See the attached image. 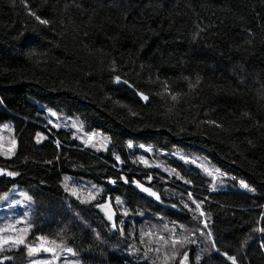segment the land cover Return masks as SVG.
Returning a JSON list of instances; mask_svg holds the SVG:
<instances>
[{
  "label": "trees",
  "instance_id": "trees-1",
  "mask_svg": "<svg viewBox=\"0 0 264 264\" xmlns=\"http://www.w3.org/2000/svg\"><path fill=\"white\" fill-rule=\"evenodd\" d=\"M0 101V170L18 173L0 197L24 193L25 244L68 264H264V0H0Z\"/></svg>",
  "mask_w": 264,
  "mask_h": 264
},
{
  "label": "rangeland",
  "instance_id": "rangeland-1",
  "mask_svg": "<svg viewBox=\"0 0 264 264\" xmlns=\"http://www.w3.org/2000/svg\"><path fill=\"white\" fill-rule=\"evenodd\" d=\"M47 118V126L55 127V128H62L66 131L70 132L71 138L83 145V147H88L90 149H103L106 146V140L104 137L100 136L99 134H84L81 125L73 118H58L51 112H46ZM46 126V127H47ZM45 128V127H44ZM48 128V127H47ZM46 129V128H45ZM7 150L11 149V143L6 147ZM150 154L148 148L139 146L136 152V157H138V162L142 166H155L162 171H166V166L162 163L161 157L155 156L154 160H151L150 157L147 155ZM175 158L183 161L189 162L195 165L198 168H201L205 171L211 178L215 177V173H212L208 170V165L198 157L193 156H185L182 154H174ZM0 175L9 176L6 172L0 170ZM11 177V176H9ZM136 187L147 197L156 200V195L153 196L149 192L143 191V188L140 185H136ZM86 195L88 194V189H84ZM26 197L24 193L11 190L10 192L2 195L0 197V247L2 248H15L17 246H22L26 248L27 257L25 264H68V259L66 255L60 253L62 248L60 246H56L45 242L43 240H37L34 244H18L13 246L11 244L12 240L19 239L24 237V230H25V219H26ZM104 207H100L102 212L105 215V218L108 221L109 215L113 217V212L110 206L107 203L103 204ZM20 209L21 212H17ZM4 240H9L8 244L4 243ZM29 247L33 248L34 251L31 255H29ZM6 248V249H7ZM66 253L68 252L67 249H63ZM185 264L184 261H182Z\"/></svg>",
  "mask_w": 264,
  "mask_h": 264
},
{
  "label": "snow or ice",
  "instance_id": "snow-or-ice-1",
  "mask_svg": "<svg viewBox=\"0 0 264 264\" xmlns=\"http://www.w3.org/2000/svg\"><path fill=\"white\" fill-rule=\"evenodd\" d=\"M31 14H32L33 16H35V19H36L37 21H39L40 24L47 25V24L49 23L48 20L42 19L40 16L36 15L34 12L31 13ZM116 80H117V82H119V81H120V78H119V77H116ZM124 83H128V82H127V81H124ZM139 95H141V97H142L145 101L148 100V97L145 96L143 93H139ZM172 99H173V100L177 99L176 95H173V96H172ZM0 103H2V101H0ZM211 123L216 124L215 121H211ZM216 126H217V127H222V125H220V124H216ZM37 142H39V139L37 140ZM128 146L131 148V147H132V144L129 143ZM116 159L119 160V157H117ZM7 174H8L9 176H15V175H17L18 173H15V172H8ZM111 182H112V183H115V181H111ZM125 182H127V181H125ZM241 183H242L243 187H245V188H249V186H248L247 184H244L243 182H241ZM140 187L143 188L142 185H140ZM249 190H250V191H255V189H249ZM143 191H145V192H149V193H150L151 195H153V196L156 195V193L151 192L149 188H143ZM73 194H75V193H73ZM157 198H158V197H157ZM101 207H104V206L101 205ZM196 207L199 209V208H200V205L197 204ZM201 215H204V213L201 212ZM108 218L111 219V218H112L111 215H109ZM204 226H205V227L208 226V225H207V222H205V225H204ZM25 231H26V230H25ZM260 231H264V229H260ZM208 235L210 236L211 233H208ZM4 243H5V244H8V243H9V240H4ZM24 243H25V241H24V238H23V237L11 241V244H12L13 246L18 245V244H24ZM67 250H68L69 252L72 251V249H70V248L67 249ZM0 251H3V248H2V247H0ZM33 251H34V249L31 248V247H29V255H31ZM4 259H11V258H10V257H4ZM228 259L232 260V264H236V259H235L234 257H228ZM0 264H2V261H0ZM34 264H35V262H34Z\"/></svg>",
  "mask_w": 264,
  "mask_h": 264
}]
</instances>
